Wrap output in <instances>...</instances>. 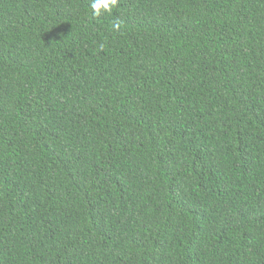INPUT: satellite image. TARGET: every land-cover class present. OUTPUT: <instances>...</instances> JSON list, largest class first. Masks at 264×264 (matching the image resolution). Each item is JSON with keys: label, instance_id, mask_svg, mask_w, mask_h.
<instances>
[{"label": "trees", "instance_id": "trees-1", "mask_svg": "<svg viewBox=\"0 0 264 264\" xmlns=\"http://www.w3.org/2000/svg\"><path fill=\"white\" fill-rule=\"evenodd\" d=\"M92 2L0 0V264H264V0Z\"/></svg>", "mask_w": 264, "mask_h": 264}, {"label": "clouds", "instance_id": "clouds-1", "mask_svg": "<svg viewBox=\"0 0 264 264\" xmlns=\"http://www.w3.org/2000/svg\"><path fill=\"white\" fill-rule=\"evenodd\" d=\"M118 3L119 0H93L91 7L94 10V15L100 16L102 10L106 13H111ZM112 27L114 30L119 31L120 24L118 22L114 23ZM102 47L103 45H101Z\"/></svg>", "mask_w": 264, "mask_h": 264}]
</instances>
